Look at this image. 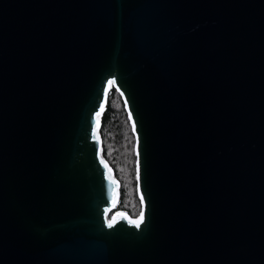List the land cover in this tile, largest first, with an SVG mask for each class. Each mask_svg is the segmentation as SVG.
Segmentation results:
<instances>
[{"label":"water","instance_id":"obj_1","mask_svg":"<svg viewBox=\"0 0 264 264\" xmlns=\"http://www.w3.org/2000/svg\"><path fill=\"white\" fill-rule=\"evenodd\" d=\"M0 264H264V0H0Z\"/></svg>","mask_w":264,"mask_h":264},{"label":"trees","instance_id":"obj_2","mask_svg":"<svg viewBox=\"0 0 264 264\" xmlns=\"http://www.w3.org/2000/svg\"><path fill=\"white\" fill-rule=\"evenodd\" d=\"M103 154L121 183L116 211H124L136 219L142 212L137 190L136 140L121 95L112 88L102 116Z\"/></svg>","mask_w":264,"mask_h":264},{"label":"snow or ice","instance_id":"obj_3","mask_svg":"<svg viewBox=\"0 0 264 264\" xmlns=\"http://www.w3.org/2000/svg\"><path fill=\"white\" fill-rule=\"evenodd\" d=\"M109 83H111V81H109ZM109 227H111V225H109Z\"/></svg>","mask_w":264,"mask_h":264},{"label":"rangeland","instance_id":"obj_4","mask_svg":"<svg viewBox=\"0 0 264 264\" xmlns=\"http://www.w3.org/2000/svg\"><path fill=\"white\" fill-rule=\"evenodd\" d=\"M140 215H141V214H140ZM140 215H139V217H140ZM139 217H138V218H139ZM138 218H136V219H138Z\"/></svg>","mask_w":264,"mask_h":264}]
</instances>
